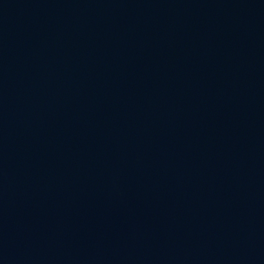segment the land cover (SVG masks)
Listing matches in <instances>:
<instances>
[{"label": "water", "instance_id": "1", "mask_svg": "<svg viewBox=\"0 0 264 264\" xmlns=\"http://www.w3.org/2000/svg\"><path fill=\"white\" fill-rule=\"evenodd\" d=\"M0 264H264V0H0Z\"/></svg>", "mask_w": 264, "mask_h": 264}]
</instances>
